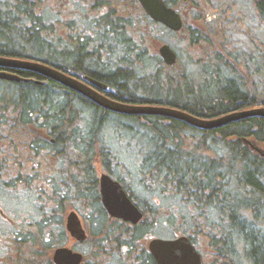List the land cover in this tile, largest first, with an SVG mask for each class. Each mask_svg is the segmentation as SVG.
<instances>
[{"label":"trees","instance_id":"1","mask_svg":"<svg viewBox=\"0 0 264 264\" xmlns=\"http://www.w3.org/2000/svg\"><path fill=\"white\" fill-rule=\"evenodd\" d=\"M28 2L29 0H0V56L38 60L61 70L79 65L77 59L80 56L77 55V51L71 50L70 47L67 52L64 49L61 52L60 57L62 55L61 60L63 62L59 64L49 58L41 59L36 56L39 54L37 49H41V47L48 48L52 40L42 35L44 27L38 24L39 16L33 12V9H30L27 5ZM254 5L264 17V0H254ZM22 14L24 15L23 17ZM21 18H24L25 21H21ZM130 26H132L131 23ZM162 27L165 28L164 26ZM130 31L133 32L134 30ZM134 33L136 32L134 31ZM139 35H142L141 39L145 38L143 34ZM197 35L190 37L193 43L198 42L200 36ZM122 36L125 43H127L126 53L128 55H131L133 51L137 55L143 53L142 49L137 52L138 48L143 47V45L135 41L133 34L129 36L128 33H124ZM27 49H31L35 56H33L34 54L26 53ZM152 59L156 68L149 77H146L147 79L137 76L134 71L131 72L130 62L123 68L115 69L112 85L119 92L111 98L133 104L173 106L204 118L214 117L229 111L264 105V92L261 98L256 96L255 89L246 88V82H244L242 76L233 70L231 73L236 74L235 79L230 77H227L226 80L223 79L219 71H217L219 68L213 67L215 71L212 72V75L210 74L211 77L209 79L204 80L201 77H197V81L195 77L192 79L188 77L189 73H187L185 67L182 68L184 73L181 75L175 67L167 69L157 54ZM65 60H69L68 62L70 63L65 64ZM204 62L205 64L210 63L208 60ZM217 66L219 67V65ZM158 70H163V76ZM12 71L28 79V81L18 82L0 79V84L5 86L4 88L6 89L3 93L11 98L10 101L13 108L9 109L21 112V115L16 119L17 121L15 120L16 125L20 122L19 129L25 127L29 130L28 122L32 119L31 114L39 113V115L35 116V120L42 122H37V131H39V128H48V135L55 142L53 147L61 144L66 146L65 148H71L72 150L75 144L73 141L78 140H73V137L77 135V133L71 131L75 128L73 123L78 121V126L83 125L84 128H87L84 132L86 135L85 140L83 139L84 152L86 153L84 162L86 164L81 160L72 167L77 166L75 169L80 170L79 174L81 176L89 177L85 190L93 198L92 202L98 208L99 216L106 218L108 221H113L108 222L109 224L105 225L104 229L100 231L99 234L103 236L100 241L105 240L108 243L111 240L118 244H123L125 245L126 254L139 251L135 250L138 242L145 236V233L149 230L148 227L153 223L148 222L146 215L162 214L160 207L148 202L142 204L133 191L130 190L131 199L143 210L141 220L137 224L130 223L129 225L108 216L97 193L94 176L95 167L93 168L92 166L91 168L88 165L89 162L93 163L94 160V163L98 161H100V164L101 162H106L103 160L104 158H101V155H104L102 146L99 142L97 143V139L96 141L91 139L93 133L96 136L95 129L100 128L105 122H112L114 127L124 129L130 136V131L136 129L130 122H136L135 126L138 129L146 130L148 149L146 150L147 152H144L146 155H144L145 158L143 157V160L148 162L147 167L152 180L159 179L161 182L164 181L163 186L168 193L179 194L182 201L186 200L189 209L188 216L191 222L196 221L199 224L198 233H203L202 236L208 241V256L211 258V262L208 264H240L234 240L235 233H238L243 238V250L249 263L264 264V226H255L253 220L240 210V207L246 209L250 206H255L254 208L258 209L260 204L259 197L264 203V159L256 157L247 147L242 145L243 138L264 140V118L250 117L213 129H199L185 121L166 116L130 115L113 112L39 74L20 69H13ZM148 80H150L149 83ZM193 81L201 84L195 86L192 83ZM161 82L164 83L165 87L170 88L168 93H171V89L176 87L173 92L177 95V98L159 99V96L163 95L161 92L163 87L157 88ZM204 83H208L209 86ZM181 86L184 88L188 86L187 91L183 94L185 101L180 100L182 96L178 88H181ZM139 88H142V96H137L138 94L134 92V89L137 90ZM205 92L208 94L204 95ZM0 96L2 97L1 93ZM77 103H81L82 107L84 106L83 109L91 114V119L87 116L84 118L79 111L74 113L73 106H76ZM41 113L44 114L41 115ZM19 129L14 131V133H20ZM27 134L28 137H31L32 132H27ZM17 135L21 136V134ZM35 135L38 137V139L34 140L35 144L44 142V145L46 143L51 146L49 140L42 138L40 133L39 135L35 133ZM187 137L190 144H188L189 142L184 143ZM94 144L99 147L98 155L94 153L95 148L92 151ZM186 144L191 147H184L183 145ZM218 147L221 148L219 150L222 152V155L218 157L209 156L205 153L207 151L214 152V148ZM76 149L79 156L82 149L78 147ZM87 152L91 153L89 157H93V161L88 160ZM97 157L98 159H96ZM236 162L241 168L237 174V178L241 183L237 184L239 188H236V191L232 193L227 188L228 176L231 175L232 164ZM107 165L108 163H104L100 166L107 169ZM116 167L117 164H115L114 169ZM154 185L160 186V183L155 181ZM250 197H253L254 202L248 201ZM77 199H81L80 195ZM207 209L216 212L215 215L219 219L224 220L226 224H222L221 227L215 228L213 231L210 223H207L206 218L209 214ZM203 210H207V212L205 213ZM195 229L193 225V228L186 229L184 233H172L168 238L186 235L198 249L196 241L198 238L194 235L196 232L192 231ZM190 230L192 232H189ZM91 235H94V233ZM151 238L153 237L147 238L148 241ZM201 256L203 260L205 255L201 253ZM131 257L134 263L156 264L148 252L147 244L140 246V252L137 256L136 253H133ZM139 259L141 262H138Z\"/></svg>","mask_w":264,"mask_h":264},{"label":"rangeland","instance_id":"2","mask_svg":"<svg viewBox=\"0 0 264 264\" xmlns=\"http://www.w3.org/2000/svg\"><path fill=\"white\" fill-rule=\"evenodd\" d=\"M178 2L185 4L184 8L187 10L186 24L194 30L193 35L198 34L197 36H200L198 42L193 43L190 40L191 35L189 37H180L175 32L164 30L158 24L150 21L144 22L142 16L135 10L134 14L132 13L133 16L130 17L132 20H130L132 25L130 26L132 28L130 30H134L137 34L134 31H130V34H133L138 44L143 45V47H139L137 50L139 52L142 49L143 53H140V55L135 54L136 52L134 51L131 53L129 58L130 71H134L137 76L142 78L149 77L156 68L152 57L156 54L158 55V46L166 42L177 53L179 66L185 67L189 73V78H194L198 70H203L201 68V66L204 67L202 65L203 62L208 60V62H214L219 65L218 71L221 74L220 76L225 80L227 77L236 78V74L231 73L232 70L239 73L244 82H246V88L255 89L256 96L261 98L264 92V17L256 9L254 0H179ZM28 3L27 5L30 9H33V12L39 16L38 24L44 27L42 35L52 40L48 48L41 47V49H37L39 50V54L36 56L41 59L49 58L58 64L63 62L61 60L62 55L60 57L61 52L64 50L67 52L69 47L74 46L70 43V39L65 36L63 32L64 25L59 20L61 16L63 17L60 9L64 2H61V0L58 2L29 0ZM76 9L77 11H75ZM95 14L94 12L92 13L91 7L82 5L75 6L72 13H67L72 26L77 25L80 29H84L85 32L89 33H94L91 30L94 28L96 32L98 31L94 33L95 36L93 37L96 44H99L101 40L108 41L111 50L114 52V56H118L117 48L119 47L118 42H120V39L108 37V35L101 33L100 29H102L103 25L99 23L94 24L95 20H92ZM20 20L25 21L24 18ZM100 22L102 23L101 20ZM139 34H143L145 38L141 39L142 35L140 36ZM101 46L105 48L103 45ZM25 52L34 54L31 49H27ZM68 61L65 60L64 63H70ZM166 68L170 67L166 66ZM205 69L209 70L206 67ZM162 71H159L161 75ZM192 83L195 86L201 84L194 81ZM204 84L209 86L208 83ZM4 87L0 84V93L2 95V97L0 96V207L12 214H21L28 221L40 220L38 218H43L45 213L46 217H50L51 222L56 225H52V229L57 236H59V224L63 221L65 213L67 214L71 209L77 208L81 215L83 213V216L80 218L84 223L88 238L82 244L80 243L79 246H75L76 244L74 246L84 252V264H138L133 262L131 256L133 253H136V256L139 254L140 246L147 244V238H168L172 233H184L186 229L193 228V225L196 228L192 231L196 232L194 235L198 238L196 240L198 249L205 255L203 262L205 264L211 262V258L208 256V241L202 236L203 233H198L199 224L196 221H192V224L188 216L189 209L186 200L182 201L179 194L168 193L163 186L164 181L161 182L159 179H155V181L160 183V186L154 185L155 181L152 180L149 168L147 167L148 162L147 160H143L145 158L144 155H146L144 152L148 149L145 129H138L135 126L136 122H130L136 129L131 130L129 136L128 132H125L124 129L114 127L112 122H105L100 126L101 129H95L96 136L94 133V136L91 135V139L93 141L97 139V143L99 142L103 148L104 155H101V158H104L103 160L106 161L104 163H108L107 169L111 170L112 173L114 171V174L123 179L139 199V202L142 204L148 202L160 207V210H162V214L146 215L148 222H155V224L152 223L153 225L151 224L152 226L148 227V232L138 242L135 250L139 251L126 254L124 250L125 245L111 240L108 243L105 240L100 241L103 237L99 234L100 231L104 229L105 225L109 224L108 222L113 221H108L106 218L99 216L98 208L92 202L93 198L85 190L89 177L81 176L78 173L80 170L75 169L77 166L72 167L76 165V162L78 164V161L83 160L84 162V155L86 153L84 152L85 145L83 139L85 140L86 135L84 132L87 128H84L83 125H80L83 127L78 126V121L73 123L75 128L71 131L77 133L73 137V140H78L73 141L75 144L72 150L71 148H65L66 146L61 144L53 147L45 143L47 148L44 142L42 144L37 143V149H50L51 155H44L38 151V156H36L38 160L32 163L28 156V143L32 138L28 137L26 128L19 129L20 133L17 134H21V136L6 128L10 127V123L13 122V117H15L14 112L19 111L9 109L13 108V105L10 101L11 98L3 93V91H6ZM157 88H162L161 92L163 93V95L159 96L160 98L158 97L159 99L177 98V95L173 92L176 90V87L171 89V93H168L170 92V88L165 87L164 83L161 82ZM178 89L182 96L180 100L185 101L183 94L187 91L188 86L186 88L181 86ZM134 92L138 94L137 96L143 95L142 88L134 89ZM206 94L208 93L205 92L204 95ZM12 95L14 96V94ZM83 107L81 103H77L76 106H73L74 113L79 111L84 118L87 116L91 119V114L85 111ZM88 122L90 123V121ZM40 131L41 128L37 131L38 135ZM36 139L38 137L35 135L34 140ZM188 142L187 137L184 143ZM188 144L183 146L191 147ZM77 147L82 149L79 156L77 154ZM92 147V151L95 148L94 152L98 155L99 147L96 144ZM219 149L221 148H214V152L207 151L205 153L209 156L214 155V157H218L222 155ZM54 151L56 152L53 153ZM87 154L88 157L91 156V153L87 152ZM92 159L93 157H89L88 160ZM20 161L24 162L21 166H19ZM94 161L93 163L89 162L88 165L91 168L92 166L93 168L95 167L96 173L99 175L101 172L100 165L104 163L101 162L100 164V161L94 163ZM32 164H37V167L31 168ZM84 164L86 163L84 162ZM115 164H117V167L114 169ZM240 169V165L237 162L231 166V175L228 176L227 188L232 193L236 191V188H239L237 184L241 183L237 178ZM32 170L36 176L34 179L27 177V174ZM50 191L55 194L51 195ZM79 195L81 197L80 200L77 199ZM248 201H253V197L248 198ZM259 203L258 209L250 206L246 209L240 207V210L253 220L255 226L262 227L264 226V203L260 197ZM207 210L203 211L206 213ZM208 212L207 223H210L213 231L215 228L221 227L222 224H226L224 220L219 219L215 215L216 212L212 210H208ZM192 231L190 230L189 232ZM92 233L94 235L90 236ZM234 235L237 258L240 264H250L244 254L243 238L238 233ZM66 242L72 245L77 241L68 235ZM138 262H141V260L139 259Z\"/></svg>","mask_w":264,"mask_h":264},{"label":"flooded vegetation","instance_id":"3","mask_svg":"<svg viewBox=\"0 0 264 264\" xmlns=\"http://www.w3.org/2000/svg\"><path fill=\"white\" fill-rule=\"evenodd\" d=\"M59 0H45V2H58ZM165 5L173 8L180 16L182 21V27L178 31H172L170 29L164 28V30H168L170 32H175L180 37H189V35L193 36V31L189 25L186 24V15L187 10L184 8L183 2H178L179 0H163ZM64 2L60 12L63 13V17L59 18L60 22L63 23V32L68 39H70V43L74 45L71 47V50L77 51V55L80 57L77 59L79 62L77 66L71 68L68 67L64 71L68 74H71L76 79L82 81L86 85L98 90L100 93L112 97L117 95L119 90L114 87L113 84V72L117 68H123L130 62V55L126 53L127 51V43L123 40V34H129L130 36V17L133 16L134 11L136 10L140 16H142V20L150 21L151 18L145 12L143 7L140 5L138 0H61ZM77 5H82L86 7L92 8V13H96L92 20H95L94 24H102V29H100L101 33L108 35V37H115L116 39H120L118 42V56H114L113 50H111L110 43L105 40H101L99 44H96V41L93 40L95 36L94 33H97L94 28L92 32H85V30L80 29L76 24V26H72L70 18L67 13H72L73 9ZM191 5V4H190ZM188 5V6H190ZM73 7V9H72ZM65 10V11H64ZM77 11V9L75 10ZM131 13V14H130ZM133 13V14H132ZM102 21V23L100 22ZM132 21V20H131ZM152 23L158 24L162 27L161 23H156L153 21ZM117 25V26H116ZM78 28V29H76ZM163 28V27H162ZM98 29V28H97ZM192 30V31H191ZM90 31V30H89ZM80 35V36H79ZM103 45L105 48H103ZM109 45V46H108ZM97 53V56H96ZM114 56V57H113ZM176 62L169 66L175 67L179 70L181 75L184 73L182 71L181 66H179L178 55L176 53ZM124 61V63H123ZM122 62V65H121ZM204 67L203 70H198L195 78L198 80V76L202 79H209L212 75V72L215 71L213 67L219 68L214 62L206 63L203 62ZM208 68L209 70L205 69ZM200 68V69H201ZM219 70V69H218ZM217 70V71H218ZM112 71V72H111ZM188 73V72H187ZM211 74V75H210ZM94 81H98L104 84V88L100 89L94 85ZM39 115V113L31 114L32 119L28 122L29 130L27 132H32L31 137L32 141L28 143V156L29 160L32 163H35L38 159V151L41 154L50 156V149H37V144H35V133H37L36 124L37 122L41 123L42 121L35 120V116ZM44 113H41L43 115ZM15 117H13V122L10 123V127L8 128L12 132L16 131L20 127V122L18 125L14 119H17L21 112H14ZM17 121V120H16ZM7 132V130H5ZM40 136L45 140H49L50 145L53 146L55 144L54 139L49 136L48 128H41L39 132ZM253 138V137H252ZM253 143H256L258 146L264 149V140L259 139H251ZM252 143V142H251ZM242 145L247 147L250 152H252L256 157L262 158L255 150H253L249 144L242 142ZM54 151L53 153H55ZM24 162L20 161L19 166L23 165ZM18 166V167H19ZM37 167V164L31 166V168ZM102 173L108 174L112 179L117 180L127 195L131 198L130 188L126 185V183L119 178L116 174L111 173L110 170L106 168H100ZM80 173V172H78ZM99 175L96 173V169L94 170V176L96 181L97 193L101 201V195L99 190ZM52 176V174H51ZM28 178L34 179L36 176L33 173V170L27 174ZM49 182V181H48ZM51 195H54L52 191H50ZM51 197V196H50ZM133 201V200H132ZM134 202V201H133ZM102 204V203H101ZM137 207L143 211L138 205ZM74 210L79 218L82 216L80 211L77 208L71 209ZM105 210V209H104ZM107 213V212H106ZM143 214V212H142ZM67 214L65 213L64 219L59 224V236L56 235L54 230L52 229V225L50 217H46L44 213L43 218H38L40 220H29L27 218H23L21 214H12L11 212H7L4 208L0 207V264H56L53 260V253L57 247H70L73 251L81 252L84 256L81 264L85 263V254L82 250L78 249L75 246H79L82 242H76L72 245H69L66 242L67 236L69 235L66 230L65 221ZM83 218V217H82ZM114 218V217H112ZM120 220L122 222L128 223L130 222L123 221L119 218H114ZM82 225L84 224L82 219L80 218ZM84 227V225H83ZM67 231V232H65ZM85 229V228H84ZM86 231V229H85ZM68 233V235H67ZM70 236V235H69ZM86 241V240H85ZM84 242V241H83ZM76 244V245H75ZM75 245V246H74Z\"/></svg>","mask_w":264,"mask_h":264},{"label":"water","instance_id":"4","mask_svg":"<svg viewBox=\"0 0 264 264\" xmlns=\"http://www.w3.org/2000/svg\"><path fill=\"white\" fill-rule=\"evenodd\" d=\"M138 1L153 20L174 31H178L182 27L179 14L173 8L166 6L163 0ZM158 54L167 65H173L176 62V53L168 43H161L158 46ZM13 69L39 74L85 96L101 107L117 113L166 116L185 121L199 129H213L250 117L264 118V105L204 118L173 106L126 103L100 93L64 70L45 62L0 56V79L15 82L28 81L27 78L13 72ZM35 82L37 81L35 80ZM94 85L100 89L104 88V84L98 81H94ZM242 140L244 143L249 144L260 156L264 157L263 148L256 143L249 142L246 138ZM99 190L102 205L110 217L119 218L131 224H136L141 220L142 211L127 195L117 180L112 179L106 173L100 174ZM65 226L70 237L78 242L86 240L87 233L74 210L67 213ZM147 249L156 264H202L201 254L186 235H178L174 238L153 237L148 241ZM83 259L84 256L81 252L73 251L70 247H57L53 253V260L56 264H81Z\"/></svg>","mask_w":264,"mask_h":264},{"label":"bare ground","instance_id":"5","mask_svg":"<svg viewBox=\"0 0 264 264\" xmlns=\"http://www.w3.org/2000/svg\"><path fill=\"white\" fill-rule=\"evenodd\" d=\"M230 112V111H229ZM95 153V152H94ZM255 207V206H254ZM137 224V223H136ZM219 225V224H218ZM248 259V258H247ZM248 262V261H247Z\"/></svg>","mask_w":264,"mask_h":264}]
</instances>
